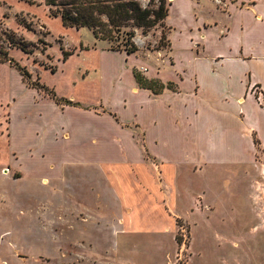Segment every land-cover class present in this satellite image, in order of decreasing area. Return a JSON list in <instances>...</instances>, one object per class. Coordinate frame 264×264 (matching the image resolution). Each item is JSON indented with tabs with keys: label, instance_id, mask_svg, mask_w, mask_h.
Returning <instances> with one entry per match:
<instances>
[{
	"label": "rangeland",
	"instance_id": "374dc122",
	"mask_svg": "<svg viewBox=\"0 0 264 264\" xmlns=\"http://www.w3.org/2000/svg\"><path fill=\"white\" fill-rule=\"evenodd\" d=\"M141 2L146 6V0ZM224 2H217L221 13L228 10ZM167 3L164 24L146 34L137 30L138 51L127 55L112 51L114 45L97 39L92 30L65 27L45 0H0V52L7 51L31 74L27 81L0 61V264H91V239L102 264H113L111 244L121 222L117 216L116 232L106 221L121 208L125 215L130 207L139 212L147 199L161 206V190L169 188L161 156L171 162L170 173L177 174L182 215L218 209L208 219L199 216L194 237L190 223L176 217L173 264L189 261L191 232L206 264H223L231 251L227 240L238 230L232 225L238 219H222L232 209L247 214L261 209L264 219L263 137L255 130L241 136V110L238 119L223 118L225 111L234 115L233 105L241 108L248 95L233 104L231 95L213 97L200 84L203 78L209 85V73L220 72L227 57L217 53L225 34L208 36L205 30L212 24L197 27L196 22L218 21L222 29L225 19L209 0ZM11 38L32 43L33 54L12 46ZM64 51L70 53L66 60ZM221 82L216 87L224 92ZM152 84L166 89L156 95L148 87ZM248 91L256 107L264 109L261 87L250 85ZM260 119L264 117H255ZM227 130L241 136L249 161L221 158L219 147L230 146L221 135ZM143 169L155 180L158 194L139 181ZM121 178L128 182L127 198L117 184ZM244 234L240 264H261L255 242L260 236L264 240V230L257 235L246 227Z\"/></svg>",
	"mask_w": 264,
	"mask_h": 264
},
{
	"label": "crops",
	"instance_id": "0c3cea01",
	"mask_svg": "<svg viewBox=\"0 0 264 264\" xmlns=\"http://www.w3.org/2000/svg\"><path fill=\"white\" fill-rule=\"evenodd\" d=\"M225 1H227L224 3L228 10L227 12L221 13L217 7V2H219V0H209L217 13L225 19L222 29L219 28L218 21H205L200 19L199 22H196L197 27L202 25L203 22L212 24L211 28L205 30L208 36L214 35L216 38L220 33L225 34L224 39L219 43V47L221 48H218L217 50L219 51L216 52L222 54L225 58L227 57V60L224 61L221 66L220 72L215 74L212 70L209 73L211 77L210 84L207 85L203 78L200 79V84L202 89L213 97L220 99L221 97H225V95H231L230 100L233 101V104L237 99L242 98L244 95H248V98L244 99V104L241 108H237L233 105V108L237 109L234 115L225 111L224 113L227 114V117L223 116V118L232 120L233 116H235L238 119L241 110L244 115L243 121L238 120L242 128L241 136L244 131L252 132L255 130L264 140V134L261 133L264 131V120L260 119V122L255 121L257 115L259 117H264V109L256 107L254 103L255 98L248 91L250 85H257L261 87L264 93V0ZM189 6L192 12L194 9L192 4ZM198 75L200 74L198 73ZM219 81H222L221 83L225 85L224 92H221L216 87ZM229 105H231V103L228 104V106ZM193 121L197 124L196 116H194ZM207 126L208 125H206L205 129H207ZM209 127L212 126L209 125ZM228 131L229 130L225 131V134L220 133L223 135V139L226 137L230 141V146H228V148L219 147V149H221L219 153H223L224 155L221 158L227 161H229L230 158L234 162L249 161L250 157L245 153L246 147L241 145L243 142L241 136L235 132L230 136L228 135ZM236 147H239L240 151L232 152ZM214 149L218 148L216 147ZM165 158V156H161V161L163 160L161 171L163 172V178L166 183L169 184V188L168 191L161 190V200H163L161 206L155 204V200L147 199L146 204H143L144 208L139 210V212L134 213V209L130 207L125 215L123 214L124 209L121 208L118 212L113 213L111 219L106 221L113 225V229H115L116 232H118V225L116 224L117 216L121 222L119 228L120 232L116 233V237L111 244V251L114 253L115 257L111 260L113 264H173L171 261L172 257L175 256V253L177 255L175 241L173 240V234L177 230L176 217L182 216L190 223L194 237L195 228L201 221L199 218L203 216L205 219H208L209 215H215L218 211V209L213 208H207L202 211L201 208H198L194 210L193 213L190 212L189 214L186 213L182 215L181 213L183 212H181L178 207L180 197H178L174 182L177 174L170 173L167 163L171 165V162H167L168 160ZM139 177V181L141 180V182L145 183L143 185L146 186V184H148L149 188H151L149 190L150 192L154 191L155 193L157 192L156 194L159 193V191L156 190V184H154L155 180L146 170H144V173H141ZM147 181L150 183H147ZM117 184L121 186L122 194L125 197L130 194L128 182H125L124 178H121ZM143 192H145V189L141 186V192L138 195L142 196L141 193ZM125 206H127L126 203ZM262 214L261 209L254 210L252 208L251 212L248 214L246 211L240 212L237 209H232L229 215L227 213L222 217L224 221H228L229 223H231L232 220L238 219V223L232 224L233 228L236 227L235 229L238 230L232 234L231 240H227L232 242V245L231 251L225 255L226 258L222 262L223 264H240L241 256H243V254L245 255L246 252L245 247L242 248L247 241L244 231L246 227H249L250 231L256 232L257 235H261L260 232L264 230V219L262 218ZM247 222L248 224H246ZM93 223L98 225L97 227L101 225L100 221ZM251 223L254 224L251 226ZM192 232L191 243L188 249L189 261H187L186 264H195V259H199V261H201L199 262L200 264H206L207 261L204 259L203 253L195 251V239L192 240ZM142 234H152L153 237L149 239L139 238L138 236ZM260 237L257 239L258 241L255 242V247L258 248L257 255L260 259H263L261 264H264V247L262 246L264 240L260 239ZM248 246L252 247L251 244ZM87 247L89 251L93 253V256H90L89 259L91 264L104 263L100 260L93 239L89 240ZM217 263L219 264V262Z\"/></svg>",
	"mask_w": 264,
	"mask_h": 264
},
{
	"label": "trees",
	"instance_id": "16d2710c",
	"mask_svg": "<svg viewBox=\"0 0 264 264\" xmlns=\"http://www.w3.org/2000/svg\"><path fill=\"white\" fill-rule=\"evenodd\" d=\"M146 1V6L141 0H45V5L49 7L53 17L61 19L65 27L92 30L97 39L109 41L114 45L112 51L132 55L138 51L134 41L136 31L141 30L146 34L162 26L169 17L167 0ZM9 41L12 46L24 53L33 54V49L29 48L33 44L25 41L24 38H20L19 41L11 38ZM63 54L65 60L70 56L66 51ZM0 61L10 63L25 80H31L29 71L10 58L7 51L0 52ZM139 81L141 82V79ZM33 87L47 90L46 86L40 83H33ZM148 87L156 95L162 94L166 89L164 85L156 84ZM56 101L67 106H79L66 99H56Z\"/></svg>",
	"mask_w": 264,
	"mask_h": 264
}]
</instances>
